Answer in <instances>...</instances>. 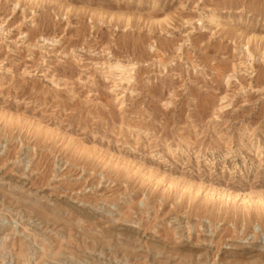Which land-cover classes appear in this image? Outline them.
<instances>
[{
  "label": "rangeland",
  "instance_id": "obj_1",
  "mask_svg": "<svg viewBox=\"0 0 264 264\" xmlns=\"http://www.w3.org/2000/svg\"><path fill=\"white\" fill-rule=\"evenodd\" d=\"M0 264H264V0H0Z\"/></svg>",
  "mask_w": 264,
  "mask_h": 264
},
{
  "label": "bare ground",
  "instance_id": "obj_2",
  "mask_svg": "<svg viewBox=\"0 0 264 264\" xmlns=\"http://www.w3.org/2000/svg\"><path fill=\"white\" fill-rule=\"evenodd\" d=\"M212 22L216 23V26H217L218 19L217 18L213 19ZM113 69L118 72V76H117L118 77V81L123 82V81H129L131 79V76H129V73H128L129 69L127 67H124L123 65H121V66H114Z\"/></svg>",
  "mask_w": 264,
  "mask_h": 264
}]
</instances>
